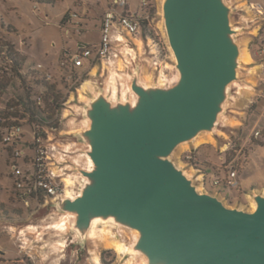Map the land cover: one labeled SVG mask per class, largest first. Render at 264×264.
Here are the masks:
<instances>
[{"label":"water","instance_id":"obj_1","mask_svg":"<svg viewBox=\"0 0 264 264\" xmlns=\"http://www.w3.org/2000/svg\"><path fill=\"white\" fill-rule=\"evenodd\" d=\"M240 12L235 0H163L175 74L144 79L131 46L119 87L106 75L78 102L82 128L60 136L80 147L73 159L68 144L58 165L70 195L44 208L64 228L68 219L84 246L95 233L129 232L125 254L142 264H264V193L250 196L252 211L226 206L171 159L214 134L232 105L244 58Z\"/></svg>","mask_w":264,"mask_h":264},{"label":"rangeland","instance_id":"obj_2","mask_svg":"<svg viewBox=\"0 0 264 264\" xmlns=\"http://www.w3.org/2000/svg\"><path fill=\"white\" fill-rule=\"evenodd\" d=\"M114 1L54 0L51 5H39L28 0H0V118L9 125L16 123L21 127L20 140L10 146L3 141L7 132L0 126V264H93L96 255L98 264H125L128 260L142 264L125 251L117 254L111 245L102 246L99 240L106 234L95 233V239L84 246L69 228L68 219L64 228L62 215L52 213L44 208L46 204L37 203L31 197L21 198L25 190L17 189L16 182L22 177L13 175L12 169L16 163L20 172L29 170L25 165L33 157L35 131H39L38 138L44 146L54 144L67 149L70 144L71 157L77 159L79 145L70 140L66 142L60 136L81 127L74 120L75 111H78V102L90 96L89 89L80 93L82 84L90 81L94 87L98 86L107 73L98 61L90 67L71 70L67 59L79 48L91 49L98 44L102 17ZM126 1L129 11L141 15V39L135 37L134 43L132 38L128 47H136L142 55L144 79L152 80L158 72L171 78L175 74L174 59L161 17L163 0H144L146 6L142 9L139 0ZM235 3L242 16L238 37L249 58H243L237 94L214 134L200 136L191 142L195 145H181L171 159L194 180L200 192L217 196L226 206L252 211L250 196L264 193V0H235ZM122 36L128 39L125 34ZM154 44L161 49L155 59L151 53ZM10 50L22 59L19 71L8 61ZM154 63H157L156 70ZM122 73L118 62L114 68V82L118 87L124 80ZM44 84L52 86L53 91L48 92ZM27 94L30 101H36L41 110L39 116L47 119L46 123L31 124L23 114L18 103L26 101ZM53 95L64 104L58 113L52 106ZM40 97L44 104H38ZM3 113L17 115L3 116ZM60 113L63 116L59 121ZM55 124L57 128H52ZM256 131L260 132L258 138L254 135ZM202 139L205 141L197 145ZM15 151L23 154L14 159ZM232 168L236 172L235 187L226 184ZM215 181L219 184L215 185ZM65 186L67 197L70 185L66 182ZM133 239L129 232L115 236L126 248Z\"/></svg>","mask_w":264,"mask_h":264},{"label":"built area","instance_id":"obj_3","mask_svg":"<svg viewBox=\"0 0 264 264\" xmlns=\"http://www.w3.org/2000/svg\"><path fill=\"white\" fill-rule=\"evenodd\" d=\"M140 9L146 6L144 0H139ZM141 15H137L129 11L126 0H115L111 7L107 9L102 17L100 27V40L93 48L82 47L77 53L70 55L67 59V64L71 70H79L87 67L94 61H98L108 66L117 59H123L130 52L128 42L122 37V32L126 33L130 38L141 39ZM114 28V37L112 29ZM151 53L154 59L161 53V49L157 44L152 45ZM157 69V63H154ZM161 76H164L161 72ZM64 106V104H63ZM63 110H61L62 112ZM61 114V113H60ZM59 114V115H60ZM63 113L60 115L59 121L62 119ZM0 118V124H2ZM6 137L3 141L10 146L20 140L21 127L13 124L6 129ZM39 131L34 132L35 145L33 147V157L31 161L25 165L29 166V170L24 173L20 172L16 163H14L13 175L22 177L21 181H17V189L25 190L23 197H31L37 203L47 204L57 199L66 197V179L63 177L59 164L63 161L66 153V148L58 145L44 146L39 135ZM255 138L260 136V132H255ZM23 154L15 151L14 159ZM215 185L219 182L215 181ZM226 184L229 187H235L236 172L231 169L226 179ZM27 195V196H26ZM20 196V194H19Z\"/></svg>","mask_w":264,"mask_h":264},{"label":"trees","instance_id":"obj_4","mask_svg":"<svg viewBox=\"0 0 264 264\" xmlns=\"http://www.w3.org/2000/svg\"><path fill=\"white\" fill-rule=\"evenodd\" d=\"M28 1L31 3L39 4V5H51L54 3V0H28ZM7 58H8V61L12 64V68H14L17 71L21 70L22 59H19L16 54L12 53L11 50L8 52ZM35 70H38L40 72V68H38V67H36ZM44 85H45V89L48 92L53 91L52 86L48 87L47 84H44ZM38 100H39V102H38L39 105L41 102L43 103V100L41 97ZM58 100L59 99L57 98V96L53 95L52 106H53L54 111L56 113H58V111L61 109V105H63V104H60V101H58ZM18 104H20V106H22L23 114H26L25 116L27 117L28 121H30L31 124L42 125V124L46 123L47 119H42L39 116V113L41 112V110H40L39 106L36 104V101H30L28 94H27V100L26 101H20V103H18ZM8 114L10 115V113H7V114L3 113V116H7ZM14 114L15 115H10V116H16L17 115V113H14ZM23 117H24V115H23ZM2 120H3V123L0 124V126H2V127L4 126L5 129H7L11 125H13V124H10V125L7 124L5 119H2ZM14 124H16V123H14ZM52 128H57V124H55V126Z\"/></svg>","mask_w":264,"mask_h":264},{"label":"bare ground","instance_id":"obj_5","mask_svg":"<svg viewBox=\"0 0 264 264\" xmlns=\"http://www.w3.org/2000/svg\"><path fill=\"white\" fill-rule=\"evenodd\" d=\"M242 48H243V46H242ZM242 55H243V57H245V60H248L249 58L247 57V54H244V52L242 53ZM247 63H249L248 61H247ZM87 89H91V84H90V81L89 82H85V83H83L82 84V86H81V88H80V93H84ZM80 96H81V94H80ZM84 97V96H83ZM81 98H82V96H81ZM207 137V136H206ZM207 140V139H206ZM202 141H205V140H200V141H198V142H196V144L198 145L200 142H202ZM192 144V143H191ZM192 145H195V144H192ZM92 239H94V238H92ZM99 242L102 244V246H109V245H111V247H113V249L115 250V252L117 253V254H121L122 252H124V250H125V246L123 245V244H121V243H119L118 241H116V240H113V239H107V238H103V239H100L99 240ZM96 252V251H95ZM93 260H94V263L95 264H98L99 263V258H98V256L96 255L94 258H93ZM92 260V261H93ZM127 260V259H126ZM124 263V262H123ZM125 264H137L136 262H134V261H132V260H128V261H126V263Z\"/></svg>","mask_w":264,"mask_h":264},{"label":"crops","instance_id":"obj_6","mask_svg":"<svg viewBox=\"0 0 264 264\" xmlns=\"http://www.w3.org/2000/svg\"><path fill=\"white\" fill-rule=\"evenodd\" d=\"M122 35H124L125 34V37H128V39H126V38H124L123 36V38L128 42V44L130 43L131 44V41H132V38H130L126 33H121ZM112 35H113V37H114V28L112 29ZM135 41L137 42V40H136V38L134 39V43H135ZM139 43H141L140 41H139ZM128 55V54H127ZM127 55H126V57L125 58H123V59H117L115 62L113 61V63H111V65L110 66H108L107 64H102L101 66H102V68H103V72H104V70H106V73H107V75L109 76V77H114V68H115V66L117 65V63L118 62H120V65H121V67L123 66V63H124V61L127 59ZM86 65V67H87V64H85ZM91 84V83H90ZM66 182H68V180L66 179ZM68 197V196H67ZM95 264V263H94Z\"/></svg>","mask_w":264,"mask_h":264}]
</instances>
